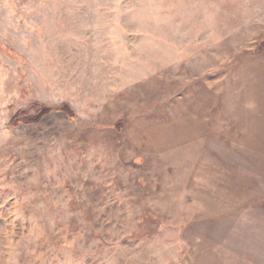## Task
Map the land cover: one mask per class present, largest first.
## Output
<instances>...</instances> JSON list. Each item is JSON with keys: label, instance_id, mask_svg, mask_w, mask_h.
Returning <instances> with one entry per match:
<instances>
[{"label": "rangeland", "instance_id": "374dc122", "mask_svg": "<svg viewBox=\"0 0 264 264\" xmlns=\"http://www.w3.org/2000/svg\"><path fill=\"white\" fill-rule=\"evenodd\" d=\"M0 264H264V0H0Z\"/></svg>", "mask_w": 264, "mask_h": 264}, {"label": "trees", "instance_id": "16d2710c", "mask_svg": "<svg viewBox=\"0 0 264 264\" xmlns=\"http://www.w3.org/2000/svg\"><path fill=\"white\" fill-rule=\"evenodd\" d=\"M59 112L69 119H74L77 115L71 105L63 102L57 106H49L39 101H33L27 108L18 110L9 120V125L16 127L19 124H38L46 116Z\"/></svg>", "mask_w": 264, "mask_h": 264}]
</instances>
